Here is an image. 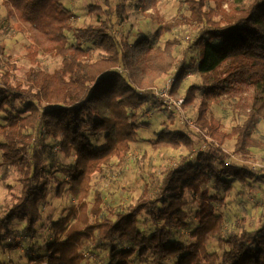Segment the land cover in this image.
<instances>
[{
    "label": "trees",
    "instance_id": "16d2710c",
    "mask_svg": "<svg viewBox=\"0 0 264 264\" xmlns=\"http://www.w3.org/2000/svg\"><path fill=\"white\" fill-rule=\"evenodd\" d=\"M182 1L189 11L182 17L199 23L197 35L187 44L197 54L187 59L183 52L177 62L174 52L180 40L168 38L163 45L158 41L180 21L161 23L153 38L139 34L129 40L114 32L113 17L122 23L128 16L121 3L89 5L95 22L74 26L73 13L62 0H4L8 17L18 26L23 28V22L17 17L50 34L59 45L61 63L52 72L41 69L36 52L29 49L35 65L21 79L14 74V64L0 77V180L17 172L20 183L19 192L0 203V247L15 250L19 240L36 236L41 206L55 184L57 195L68 185L79 205L51 223L52 240L42 255H30V262L90 264L85 252L94 247L103 253L92 264H264V211L251 230L239 220L227 226L215 212L233 181L264 180V167L228 163L219 146L234 138L233 152L243 156L251 147L264 149V139L254 137L264 120V0H226L227 12L218 5L215 10L206 7L211 0ZM139 3L145 9L143 0ZM68 34L74 38L71 43ZM192 69L201 83L189 85L182 96L177 90ZM170 74L171 93L182 96L184 105L198 92L204 98L192 127L186 122L176 130L164 125L151 141L155 149L177 150L178 159L160 174L144 178L136 203L102 214L98 199L88 209L83 198L92 179L105 174L113 157L126 159L137 130L149 126L139 119V111L159 103L154 89ZM240 93L247 98L246 118L224 132L219 120L207 118V101ZM186 194L198 202L194 227L188 226L192 211ZM89 213L100 217L89 221ZM18 222L24 223L22 228L15 227ZM182 228L188 230V240L176 237ZM212 243L215 249L210 251Z\"/></svg>",
    "mask_w": 264,
    "mask_h": 264
},
{
    "label": "rangeland",
    "instance_id": "374dc122",
    "mask_svg": "<svg viewBox=\"0 0 264 264\" xmlns=\"http://www.w3.org/2000/svg\"><path fill=\"white\" fill-rule=\"evenodd\" d=\"M62 1L73 13L71 21L74 26H86L95 22V17L88 13L89 5L98 4L103 8L106 7L104 0ZM216 1L211 0L206 7L215 10L216 5H218L226 12L228 11L226 0ZM239 1L245 3L249 0ZM109 2L113 6L117 3L124 4L128 14L122 23H119L117 17H113L114 32L117 37L123 35L125 38L132 40L135 36L144 34L153 38L155 30L161 23L180 21V24L172 31L164 33L158 43L163 45L165 39L176 37L182 43L176 47L174 52L177 62L184 55H186L187 59L196 58V49L194 47L187 48V44L193 41L197 35V25L199 23L195 21L193 23L189 22L182 17V15L185 17L189 15V11L182 0H159L155 4L150 0H143L145 9L142 8L139 0H109ZM218 12L217 10L216 13L218 14ZM148 14L154 15L155 18H149ZM214 18L218 19L219 15ZM17 20L23 22L21 23L23 28L17 25L18 22L8 17L4 0H0V58L2 60L0 77L10 64H14L16 66L14 74L21 79L24 72L35 65L27 54L29 49L36 52V61L39 68L49 72L57 69L61 63V57L57 54L58 43L49 33H44L35 25L24 22L18 17ZM68 36L69 43L73 42V36L71 34H68ZM84 46L88 47V45ZM2 48L3 51L1 53ZM98 53L99 50L94 51L95 55ZM161 79L158 80V85L162 83ZM198 83H201L200 74L196 69H192L183 78L177 92L183 96L189 85ZM203 99L200 92H198L191 102L183 104L181 118L166 104H161L160 102L156 105L143 106L139 111V119L147 122L149 126L141 127L137 130L136 140L131 143V148L124 161H118L116 157H113L112 164L106 169L105 174L92 179L90 192L83 198L87 208L90 209L98 199H100L102 214L110 210H121L136 203L143 192L144 178L146 177L147 179L151 173L160 174L168 165L174 163L180 154L177 150L165 147L155 149L151 146V141L156 138L157 133L164 125L173 130L184 128L183 126L186 124L184 121H188V123L193 125L199 111L203 107L201 105ZM207 104V118L213 117L219 120L224 132H230L234 126L242 123L247 115V98L244 93L233 96L220 95L216 100L211 98L207 101ZM170 113L174 116L173 119H170ZM186 126L192 127L190 124ZM254 137L259 140L264 139V120H261L257 125ZM234 142L235 139L231 138L226 139L222 145H219L227 155L234 154L237 158H231L230 160L247 161L251 162V165L256 164L257 167H264V149L251 147L248 155L243 156L233 152ZM56 150H58V147L55 148ZM18 176L19 174L14 172L6 180H0V203H7L12 192H19L20 183ZM56 190L57 186L55 184L49 187L46 202L41 206L43 219L36 226V236L25 241L19 240L18 247L15 250L0 247V264H45L44 259L32 262L28 259L30 255H42L44 253L45 245L53 238L51 223L64 217L73 206L79 205L73 198L68 185L64 187L60 195H57ZM186 196L190 200L187 207L192 211L188 218V226L194 227L196 226L194 211L198 209V202L195 198L191 200L192 196L189 194H186ZM222 197L223 202L216 206L215 212L221 214L225 220V225L229 226L234 221L239 220L243 222V227L247 230L254 229L257 226L259 215L264 211V180L262 182L252 181L246 184H241L235 180L233 181L232 190L222 195ZM49 215L52 217V221L46 220ZM99 217L96 218L93 213H89L88 220L93 221ZM71 221H74V219L72 218ZM14 225L16 228H22L24 223L18 222ZM176 237L188 240V230L186 228L180 229L176 232ZM210 247V251L214 250V243ZM30 250L32 251L29 252ZM99 253L96 248L92 247V249L85 252L86 260L90 264L98 262ZM137 264L153 263L142 262ZM164 264L172 263L166 262Z\"/></svg>",
    "mask_w": 264,
    "mask_h": 264
},
{
    "label": "built area",
    "instance_id": "2783aa9c",
    "mask_svg": "<svg viewBox=\"0 0 264 264\" xmlns=\"http://www.w3.org/2000/svg\"><path fill=\"white\" fill-rule=\"evenodd\" d=\"M173 83H174V75L170 74L162 81V83L160 85H158L154 89V96L157 98V100L161 104H166L167 107L171 108V110H173V112L178 114L179 117L181 118L183 98L182 97L176 98L174 95H172L171 90L173 87ZM184 122L188 123V121H184ZM188 124H191V123H188ZM231 158L237 159L234 156V154L233 155H227V162L228 163L233 161V160H230ZM249 163L251 164V162H249ZM252 166L254 169L257 168L256 164H253Z\"/></svg>",
    "mask_w": 264,
    "mask_h": 264
}]
</instances>
